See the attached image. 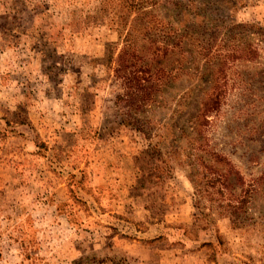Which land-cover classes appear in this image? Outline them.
I'll return each instance as SVG.
<instances>
[{
  "label": "rangeland",
  "instance_id": "obj_1",
  "mask_svg": "<svg viewBox=\"0 0 264 264\" xmlns=\"http://www.w3.org/2000/svg\"><path fill=\"white\" fill-rule=\"evenodd\" d=\"M0 264H264V0H0Z\"/></svg>",
  "mask_w": 264,
  "mask_h": 264
},
{
  "label": "trees",
  "instance_id": "obj_2",
  "mask_svg": "<svg viewBox=\"0 0 264 264\" xmlns=\"http://www.w3.org/2000/svg\"><path fill=\"white\" fill-rule=\"evenodd\" d=\"M205 108L204 111H202L203 117L207 115V112L213 110L216 108L218 104V96H210L208 100L205 102Z\"/></svg>",
  "mask_w": 264,
  "mask_h": 264
}]
</instances>
